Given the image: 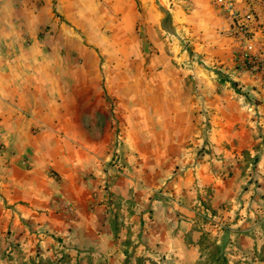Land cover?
I'll return each mask as SVG.
<instances>
[{"label":"crops","instance_id":"1","mask_svg":"<svg viewBox=\"0 0 264 264\" xmlns=\"http://www.w3.org/2000/svg\"><path fill=\"white\" fill-rule=\"evenodd\" d=\"M222 28L211 0H0V264H264V87Z\"/></svg>","mask_w":264,"mask_h":264},{"label":"built area","instance_id":"2","mask_svg":"<svg viewBox=\"0 0 264 264\" xmlns=\"http://www.w3.org/2000/svg\"><path fill=\"white\" fill-rule=\"evenodd\" d=\"M211 3L223 23L221 34L233 49L235 67L257 76L264 87V0H211Z\"/></svg>","mask_w":264,"mask_h":264},{"label":"rangeland","instance_id":"3","mask_svg":"<svg viewBox=\"0 0 264 264\" xmlns=\"http://www.w3.org/2000/svg\"><path fill=\"white\" fill-rule=\"evenodd\" d=\"M164 26H165V30L168 32V35H167L168 36L167 37L168 38L167 43H170L171 41H175L177 39L176 41H180L181 44L183 45V47L185 46L187 49H189L191 47V43L189 41H187L186 43H184L183 40H182V38H178L179 37L178 36V32L181 31L180 28H176L175 29L173 25H170L169 26V24H166ZM165 32L162 31L159 34L160 39H162V40L165 39V37H166ZM183 39L186 40L187 38H183ZM169 45H168V49H169ZM165 52L166 51L164 49H155V50L149 49V44H147L146 42L145 43H141L137 47V49H135V48L132 49V53L133 54L130 55L134 59L138 60V62L141 63V65H139V66L138 65L137 66H131L130 68L127 67V69L130 70V73H134L137 76V78L140 79L143 83H144L145 80L148 81V82L150 80H154L153 83L155 84V78H157V77H155L156 74H153V72H154L155 69H160L159 64H157L158 63L157 60H159L160 59V55H164ZM110 54H111V57H112V51L110 52ZM97 55H98V57H100L101 62H102V56H101L100 52L97 51ZM171 56H174V55H171ZM189 56H190V58H192L191 56H193V57L195 56L196 58L198 57L197 55L194 54V52L192 50L189 52ZM152 59H153V64L155 65V67H153L154 65H152V63H150V65H149V62L150 61L152 62ZM173 61H175V60L173 59ZM221 66H223V64L222 65L219 64L217 66L214 65L213 68H210L209 66H203V67H205L206 70L207 69L208 70L211 69V71L213 72L212 74L215 75V77L221 79L222 83H220V84H222V85H224L226 87L224 89H227V91L232 95L233 99L235 97L239 98V94H241V92L239 91V88L236 85L237 82L236 81L229 80V78H228L229 76L227 74V71H225L222 68H220ZM108 68H109V66H108ZM121 68H122V66H121ZM191 69H192L191 67L188 68V70H191ZM179 71H180L178 73L179 75H184V71L182 69H179ZM169 74H171V75L176 74V70H172ZM187 75H189V74H187ZM187 84L189 85V87L191 88V90H193V92H194V85L191 82H187ZM227 97H228V95H226V99H227ZM200 99H202V98H200ZM135 107H140V106L135 105ZM135 107L133 106L131 109L134 110ZM200 107L204 110V112L206 113L207 119H208V120H203L202 123H201L202 128H204V129H201V130H202V134L205 135V138H203L204 141H205V143H204L205 146L200 147L199 152H200L201 155H203V154L205 155V154L209 153L207 139H208L209 133L211 132L212 127L214 126V124H213L211 118L208 117V110L210 111V108H206L205 106L203 107V105H200ZM200 113L202 114V110L200 111ZM152 124H154V123L152 122ZM122 127L123 126L120 125V127H119L120 131L117 130V131H119V135H122L124 133ZM153 131H154V129L151 130V132H153ZM142 132L147 133V131H145L143 129H135L136 135L137 134L140 135ZM231 132L233 133L234 130H231ZM258 132H257V136H260ZM261 135H262L263 141H264V131H263V134H261ZM260 138H261V136H260ZM263 141H260L261 142V144L259 145V150L260 151H262L263 148H264ZM236 153L237 152H235V149L232 148V155L234 154V158L237 157ZM113 160L115 162V159L112 158L111 159V162H110L111 165H113V163H114ZM227 171H229V170H223L221 175L222 176H227V174H226ZM105 187H106V183H105ZM261 201H262V206H264V197L261 198ZM263 218H264V211H263ZM215 256H216V253L212 251V257L211 258H209V257H203L199 261L202 262L201 264H207V262H209V261L211 262V260L212 261H218L219 264H222V262L219 261L220 260L219 257L217 259V258H215Z\"/></svg>","mask_w":264,"mask_h":264},{"label":"trees","instance_id":"4","mask_svg":"<svg viewBox=\"0 0 264 264\" xmlns=\"http://www.w3.org/2000/svg\"><path fill=\"white\" fill-rule=\"evenodd\" d=\"M107 186V185H106Z\"/></svg>","mask_w":264,"mask_h":264}]
</instances>
